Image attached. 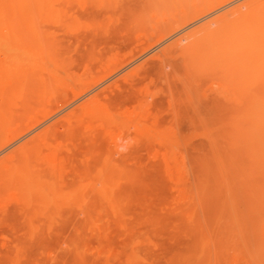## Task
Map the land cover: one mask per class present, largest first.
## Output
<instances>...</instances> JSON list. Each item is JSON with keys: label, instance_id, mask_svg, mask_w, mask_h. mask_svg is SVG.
I'll return each instance as SVG.
<instances>
[{"label": "rangeland", "instance_id": "374dc122", "mask_svg": "<svg viewBox=\"0 0 264 264\" xmlns=\"http://www.w3.org/2000/svg\"><path fill=\"white\" fill-rule=\"evenodd\" d=\"M136 1L0 0V264H264V50L169 52L248 0Z\"/></svg>", "mask_w": 264, "mask_h": 264}, {"label": "bare ground", "instance_id": "6f19581e", "mask_svg": "<svg viewBox=\"0 0 264 264\" xmlns=\"http://www.w3.org/2000/svg\"><path fill=\"white\" fill-rule=\"evenodd\" d=\"M23 2L25 1V0H22ZM136 1V0H135ZM159 1H161V0H137L136 2H134V3H136V6L137 7H139V8H142L143 9V11H144V15H149V12H147V8H149L150 7V9L152 8V5H156L155 3L156 2H158V3H160L159 5H161V3H162V1L161 2H159ZM29 2H32V1H29ZM131 2H133V1H131ZM222 2L223 1H221V2H218V3H215V1H214V3H212L209 7V10L210 9H212V8H214L215 6H218V5H221L222 4ZM25 3V2H24ZM157 3V4H158ZM166 3H169V2H166ZM128 4H131V6L133 5V3H128ZM177 4V3H176ZM179 4V3H178ZM177 4V5H178ZM200 4H203L202 3V1H201V3ZM215 4V5H214ZM4 5V4H3ZM17 5H19V3H17ZM166 5V4H165ZM185 6H186V4H184ZM124 6H126L125 8H124V10L123 11H127V7L129 6V9H130V5H124ZM135 6V5H134ZM133 6V7H134ZM167 6H169V5H167ZM206 6V5H205ZM246 7V11H243L242 10V7ZM147 7V8H146ZM162 7H164V6H162ZM166 7V6H165ZM171 9H173V7H171V5L169 6ZM135 8V7H134ZM161 8V7H160ZM159 8V9H160ZM186 8V7H185ZM128 9V10H129ZM131 9H133V8H131ZM146 9V10H145ZM187 9V8H186ZM190 9V8H189ZM189 9H187V10H189ZM103 10H105V9H103ZM166 10V9H165ZM169 10V9H168ZM205 10V9H204ZM214 10V9H213ZM190 11L192 12V9H190ZM190 11H188V13L190 12ZM198 11V10H197ZM91 12H93L94 13V11H90L89 13H91ZM139 12H140V10H139ZM142 12V11H141ZM145 12L147 13V14H145ZM159 12H160V10H159ZM167 12V11H166ZM93 13H91V14H93ZM103 13H104V11H103ZM128 13H129V11H128ZM127 12H126V16L128 17L129 16V14H128ZM203 12H201V13H199L198 15H200V14H202ZM209 13V12H208ZM142 13H139V15H140V17H141V15L142 16H144ZM191 14H193V12L192 13H190V15ZM207 15V14H206ZM102 16V15H101ZM145 16V18H146V20H147V17ZM192 16V15H191ZM191 16H190V18H191ZM125 17V16H124ZM140 17H138V18H140ZM94 18V17H93ZM189 18V16H188V19H190ZM142 19V18H141ZM125 20V19H124ZM149 20V19H148ZM200 20V19H199ZM198 20V21H199ZM141 21V20H140ZM91 22V21H90ZM144 22V21H143ZM150 21H148V23H149ZM173 22V21H172ZM177 22V21H176ZM175 21H174V23H176ZM179 22V21H178ZM105 23V22H104ZM125 24V23H124ZM139 23H137V25H138ZM172 25V24H171ZM120 26V25H119ZM157 26V25H156ZM118 27V26H117ZM123 27V26H122ZM146 27H148V26H146ZM167 27H168V25H167ZM150 28V27H149ZM163 28V27H162ZM175 28V27H174ZM92 30V29H91ZM149 30V29H148ZM159 30V29H158ZM163 30H164V28H163ZM168 30H169V27H168ZM121 32V31H120ZM97 34V33H96ZM96 36V35H95ZM117 37V36H116ZM167 38H168V36H167ZM93 39H94V37H93ZM96 39H97V37H96ZM95 40V39H94ZM105 40V39H104ZM125 40V39H124ZM182 40H185V42L187 43L186 44V46H184V47H180V43H173V45L169 48V52L170 53H175V51L176 50H178V47L180 48V50H181V53L183 54V56H184V61H189V57L191 56V55H196V54H201V55H204V56H207L208 57V59H211V61L213 62V63H215V65H217V66H221V67H223V66H225V65H227V66H230V65H237V64H240V62L241 61H243V59L244 58H246V57H248L249 56V54H250V52H252V51H254V50H257V51H260V50H264V0H248V1H246V2H242V4H240V6H236L235 8H233V9H231V10H229V11H227V12H225L224 14H222L221 16H218V17H216V18H214V19H212V20H210V21H208L207 23H204L203 25H200L199 27H197L196 29H194V30H192V31H190V32H188L187 34H185L183 37H181L180 39H178V41L179 42H181ZM107 41V40H106ZM125 41H128V40H125ZM91 42V41H90ZM92 42H93V40H92ZM100 43V42H99ZM122 43V42H121ZM124 43V42H123ZM182 43V42H181ZM64 44V43H63ZM66 48H68V47H66ZM93 49H95V45H94V48ZM123 49V48H122ZM149 50V49H148ZM104 53V52H103ZM90 54V53H89ZM135 54V53H134ZM121 56V55H120ZM71 58V57H70ZM79 58V57H78ZM136 58V57H135ZM93 59V58H92ZM91 59V60H92ZM75 60V59H74ZM194 60H197V59H194ZM194 60H192V62H194ZM69 61V60H68ZM123 61V60H122ZM168 61H169V59H168ZM80 62V61H79ZM157 62V61H156ZM173 62H174V60H173ZM177 63L179 62V59L176 61ZM198 62V61H197ZM64 63V62H63ZM121 63V62H120ZM160 63V62H159ZM169 63V62H168ZM170 63H171V61H170ZM187 63V62H186ZM95 64V63H94ZM155 64V63H154ZM158 64V63H157ZM172 65H170V64H168L169 66H174V65H176L175 63H171ZM178 64H180V63H178ZM159 66H160V64H158ZM193 65V64H192ZM92 66V65H91ZM202 66V65H201ZM63 67H65V66H63ZM72 67V66H71ZM93 67H94V65H93ZM161 67H162V65H161ZM174 67H176V66H174ZM182 67H183V65H182ZM145 68V67H144ZM151 68V67H150ZM154 68V67H153ZM160 68V67H159ZM184 68V67H183ZM183 68L180 70V72L181 71H184L183 70ZM193 68H195L194 67V65H193ZM58 69V68H57ZM61 69V68H60ZM146 69H147V67H146ZM160 69H162V68H160ZM176 69V68H175ZM185 69V68H184ZM222 69V68H221ZM231 69V68H230ZM148 70V69H147ZM146 70V71H147ZM159 70V69H158ZM195 71L196 70H198V69H194ZM200 70V69H199ZM217 70V69H216ZM149 71V70H148ZM178 71V70H177ZM160 72V71H159ZM179 72V71H178ZM185 72V71H184ZM199 72H203V71H199ZM219 72H221V71H218L217 70V73H219ZM144 73H148V72H144ZM144 73H142V74H144ZM186 73V72H185ZM150 74V73H149ZM154 74V73H153ZM159 74V73H158ZM188 74V73H187ZM226 74V73H225ZM220 75V79H221V81L223 80L222 78H225L226 77V75ZM74 75H76V74H74ZM147 74H145V76H146ZM155 76H158V75H156V73H155ZM207 76V75H206ZM204 77V79H203V81H205V79H207L208 77ZM222 77V78H221ZM136 78H138V77H136ZM154 78H156V77H154ZM162 78H164L163 76H162ZM182 78V77H181ZM201 78H203V77H201ZM218 78V76L216 77V80L217 79H219ZM12 79H14V78H12ZM138 79H140V78H138ZM185 79V78H184ZM183 78H182V80H184ZM233 79V78H232ZM146 80V79H145ZM144 80V81H145ZM162 80V79H161ZM163 80H165V78L163 79ZM181 80V81H182ZM225 80V79H224ZM19 81H21L20 79H19ZM137 82V81H136ZM141 82V81H140ZM162 82V81H161ZM185 82H187L186 81V79H185ZM226 82V81H225ZM229 83H232V82H230V81H228ZM234 82V81H233ZM108 83V82H107ZM143 83V82H142ZM203 83V82H202ZM38 84V83H37ZM133 84H136V83H133ZM192 84V83H191ZM139 85V84H138ZM172 85H173V83H172ZM180 86H181V84H179ZM178 85V86H179ZM40 86V85H39ZM84 86H87V85H84ZM201 86H203V84H201ZM32 87L34 88V86L32 85ZM104 87V86H103ZM174 87H175V85H174ZM174 87H173V89H174ZM183 87V86H182ZM185 87V86H184ZM183 87V88H184ZM247 87H250V86H247ZM12 88V87H11ZM14 88V87H13ZM9 89V88H8ZM25 89H26V87H25ZM253 89H255V88H253ZM174 90H176V88L174 89ZM178 90V89H177ZM262 90H264V89H262ZM191 91V90H190ZM96 92V91H95ZM6 93V92H5ZM108 93V92H107ZM177 93V92H176ZM213 93H216V92H213ZM212 92H211V94H213ZM221 93H223V92H221ZM8 94V93H7ZM25 94V93H24ZM100 94V93H99ZM27 95V94H26ZM130 97L129 98H131V96H134V95H130V94H128ZM127 95V96H128ZM183 95H184V91H183ZM216 95V94H215ZM220 95V94H219ZM252 95H254V94H252ZM147 96V95H146ZM209 96H212V95H209ZM60 97V96H59ZM66 97V96H65ZM68 97H70V96H68ZM151 97V96H150ZM215 97H217L218 98V96H214V98L212 97V98H210V101H207V103H211L212 104V102H211V99H217V98H215ZM223 97V96H222ZM255 97V96H254ZM4 98V97H3ZM61 98V97H60ZM136 98V97H135ZM139 98V97H138ZM141 98H143L142 96H141ZM141 98H139V99H141ZM201 98H202V96H201ZM9 99V98H8ZM59 99V98H58ZM150 99V98H149ZM222 99H224V98H222ZM3 100V99H2ZM29 100V99H28ZM129 100V99H128ZM226 100V99H225ZM225 100H223V101H225ZM74 101V100H73ZM72 101V102H73ZM154 101V100H153ZM223 101H219V102H222V104L221 105H224V104H227L228 102L230 103V102H233V101H226L227 103H225V102H223ZM235 101V100H234ZM2 102H5V100L4 101H2ZM65 102V101H64ZM71 102V101H70ZM144 102V101H143ZM158 102V101H157ZM156 102V103H157ZM201 102V101H200ZM206 102V101H205ZM218 101L216 100V104L214 103L213 104V106H215V108L217 109V110H220V112H224L223 110H224V107L222 108V107H219V106H221L220 104H218L217 103ZM243 102H246V99H245V101H243ZM250 102V101H249ZM139 103V102H138ZM21 104H22V102H21ZM25 104V103H24ZM236 103H234L233 105H235ZM243 105H244V103H242ZM26 105H27V103H26ZM87 105V104H86ZM208 105H210V104H208ZM32 106V105H31ZM66 106V105H65ZM75 106H76V104H75ZM88 106V105H87ZM183 106V105H182ZM139 107V106H138ZM137 107V108H138ZM2 108V107H1ZM51 108V107H50ZM185 108V107H184ZM200 108H202L201 106H200ZM219 108V109H218ZM227 108V107H226ZM225 108V109H226ZM237 108V106L235 107V109H233V110H235V111H237L238 112V110H239V112L241 111V109H236ZM202 109H204V108H202ZM208 109V108H207ZM212 109H214V108H212ZM206 110V109H205ZM204 110V111H205ZM216 110V111H217ZM15 111V110H14ZM201 111H203V110H201ZM200 111V113H202ZM20 112V111H19ZM26 112V111H25ZM184 112H186V111H184ZM191 112H192V110H191ZM214 111H212L211 113H213ZM218 112V111H217ZM216 112V113H217ZM231 112H232V110H231ZM236 112V113H237ZM235 113V112H234ZM29 114V111L28 112H26V114L24 113V115L25 116H27ZM196 114V113H195ZM224 113H221L220 115H223ZM238 114V113H237ZM193 115V114H192ZM224 116V115H223ZM223 116H221V119L223 120ZM73 117V116H72ZM193 117H195L196 118V116H193ZM212 117V116H211ZM217 117V116H216ZM226 117H227V114H226ZM229 117V116H228ZM40 118V117H39ZM162 119V118H161ZM217 119H218V117H217ZM95 120H97V119H95ZM205 120V119H204ZM219 120V119H218ZM23 121V120H22ZM21 121V122H22ZM206 121V120H205ZM42 122V121H41ZM75 122V121H74ZM202 122V121H201ZM23 124V123H22ZM60 124V123H59ZM209 124V123H208ZM215 124V123H214ZM213 124V125H214ZM61 125V124H60ZM62 125H64V123L62 124ZM67 125V124H66ZM212 125V124H211ZM54 126V125H53ZM68 126H70V125H68ZM54 127H57V128H59V126H54ZM52 128L53 130H51V131H54L55 130V128ZM73 127V126H72ZM66 128V127H65ZM64 128V130H66ZM33 129V128H32ZM68 129H71V128H68ZM59 130V129H58ZM58 130H56V131H58ZM64 130H63V132H64ZM74 130V129H73ZM69 131V130H68ZM78 131V130H77ZM50 132V131H49ZM52 133V132H51ZM59 133V132H58ZM61 133V132H60ZM76 133V132H75ZM101 133V132H100ZM128 133V132H127ZM42 135H43V133H42ZM59 135V134H58ZM61 135H63V133H61ZM65 135V134H64ZM75 135V134H74ZM129 135H131L130 134V132H129ZM100 136V135H99ZM35 137H38L37 135L35 136ZM75 138V137H74ZM119 139V138H118ZM104 140V139H103ZM121 140V139H120ZM126 140V139H125ZM14 141V140H13ZM28 143V142H27ZM29 143H34V142H29ZM29 143H28V145H27V147L29 146ZM41 143V142H40ZM105 143H107V142H105ZM116 143H117V141H116ZM115 143V144H116ZM35 146V145H34ZM105 146V145H104ZM116 146V145H115ZM105 148V147H104ZM111 149V148H110ZM113 149V148H112ZM23 151H26V149L25 150H23ZM110 151H111V153H112V151L113 150H109L108 151V153H110ZM117 151V150H116ZM13 152H17V150L16 151H13ZM17 154V153H16ZM111 155H113V154H111ZM18 156H20V155H18ZM18 158V157H17ZM20 159V160H19ZM19 159L17 160V161H21V162H23V160H21L22 159V157H19ZM34 160V159H33ZM16 161V160H15ZM44 161H45V159H44ZM32 162V161H31ZM30 163V162H29ZM22 165V164H21ZM32 165V164H31ZM25 167H23L22 166V169H24ZM0 169H1V167H0ZM42 169V168H41ZM2 170V169H1ZM27 171V170H26ZM45 171V170H44ZM1 172V171H0ZM34 172V171H33ZM33 172H32V174H33ZM3 173V172H2ZM37 173H39V172H37ZM23 174H27V172L25 173H23ZM3 175H4V173H3ZM47 175V174H46ZM45 176V175H44ZM33 177H35V175L33 176ZM2 184V183H1ZM21 184V183H20ZM3 190V189H2ZM37 198V197H36ZM23 214V213H22Z\"/></svg>", "mask_w": 264, "mask_h": 264}]
</instances>
